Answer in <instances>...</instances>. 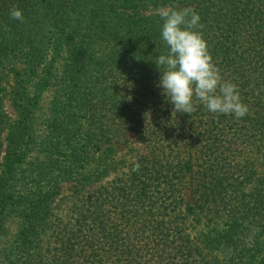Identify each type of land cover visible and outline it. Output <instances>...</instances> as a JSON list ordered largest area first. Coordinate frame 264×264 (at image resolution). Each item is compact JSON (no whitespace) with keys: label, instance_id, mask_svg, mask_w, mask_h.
Listing matches in <instances>:
<instances>
[{"label":"trees","instance_id":"1","mask_svg":"<svg viewBox=\"0 0 264 264\" xmlns=\"http://www.w3.org/2000/svg\"><path fill=\"white\" fill-rule=\"evenodd\" d=\"M189 6L249 107L240 119L198 103L172 114L157 86L158 9ZM262 87L264 0H0V262L264 264V174L247 190L245 157L264 145ZM43 94L47 155L28 177ZM187 215L206 228L191 235Z\"/></svg>","mask_w":264,"mask_h":264},{"label":"clouds","instance_id":"2","mask_svg":"<svg viewBox=\"0 0 264 264\" xmlns=\"http://www.w3.org/2000/svg\"><path fill=\"white\" fill-rule=\"evenodd\" d=\"M157 14L163 23L161 38L168 48L167 54L158 55L155 64L161 72L158 87L172 104L173 113L192 114L196 103L212 114L234 115L240 119L249 113L248 105L241 101L238 86L225 80L214 64L200 29L199 14L192 7H162ZM9 15L24 21L23 12L15 5ZM264 87L257 89L259 95ZM131 99V97H129ZM140 164L134 163L133 172Z\"/></svg>","mask_w":264,"mask_h":264},{"label":"rangeland","instance_id":"3","mask_svg":"<svg viewBox=\"0 0 264 264\" xmlns=\"http://www.w3.org/2000/svg\"><path fill=\"white\" fill-rule=\"evenodd\" d=\"M36 40H40V34H36L35 37ZM24 51L27 50L23 49ZM14 65L17 68H21L27 65L26 63V59L24 58V55H21L19 58H17L14 61ZM10 80H12V78H9ZM12 100L9 98V96L5 99V106H4V112L7 113L10 117V120H13L15 118V110L13 108V106H11ZM39 113L37 115V119L34 123V132H33V142L30 144L29 146V151H28V156L26 158L28 164L26 165V167H24V174L28 177L32 176L35 174L36 168H37V164H41L44 163L45 159H46V151L44 149V138H45V124H44V94L40 99V107H39ZM6 134V131H5ZM130 146H135L134 143L128 145ZM125 149H122L119 151V154L123 155L124 154ZM246 156L245 157H249V161L251 163L254 164V169H256V174L255 177L253 179L252 182H249L248 185L246 186L247 190L252 189L255 184L257 183V178L262 176L264 173V145H262L259 150H257L255 147H248L246 150ZM119 155V156H121ZM127 159H132V155L130 154H126L125 156ZM245 159H242V163H244ZM115 175L114 173H112L110 176L107 177L106 180L108 181H112L114 179ZM29 179V178H28ZM107 181V182H108ZM30 182L27 184L29 185ZM71 189H67V191H65L63 195L68 194L69 192H71ZM63 209L61 211V213H65L66 212V205L63 204ZM15 214V213H14ZM61 215V214H60ZM188 217L186 218V227L187 230L191 233V235L196 234L197 232L203 230L204 228H206L205 224H196V227H193V216L192 215H187ZM17 221H18V216L15 217L13 216V218L11 217L8 225H7V230H6V238L5 241L7 242H11L13 239L16 238V233H17ZM4 241V242H5ZM6 262V261H5ZM0 264H2L0 262ZM4 264V263H3Z\"/></svg>","mask_w":264,"mask_h":264}]
</instances>
